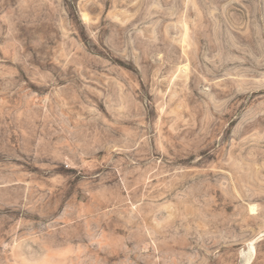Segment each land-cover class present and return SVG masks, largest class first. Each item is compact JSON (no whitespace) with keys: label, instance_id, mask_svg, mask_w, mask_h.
<instances>
[{"label":"rangeland","instance_id":"1","mask_svg":"<svg viewBox=\"0 0 264 264\" xmlns=\"http://www.w3.org/2000/svg\"><path fill=\"white\" fill-rule=\"evenodd\" d=\"M0 264H264V0H0Z\"/></svg>","mask_w":264,"mask_h":264},{"label":"bare ground","instance_id":"2","mask_svg":"<svg viewBox=\"0 0 264 264\" xmlns=\"http://www.w3.org/2000/svg\"><path fill=\"white\" fill-rule=\"evenodd\" d=\"M253 210H255L254 207H253ZM252 241H253V240H252ZM253 243H254V241H253ZM255 243H256V242H255ZM250 246H252V249L255 250L253 244H250ZM250 249H251V248H250ZM247 259H248V258H247ZM250 263H251V262H250Z\"/></svg>","mask_w":264,"mask_h":264}]
</instances>
